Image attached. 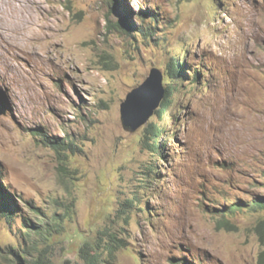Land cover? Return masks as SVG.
I'll return each mask as SVG.
<instances>
[{
  "label": "rangeland",
  "instance_id": "1",
  "mask_svg": "<svg viewBox=\"0 0 264 264\" xmlns=\"http://www.w3.org/2000/svg\"><path fill=\"white\" fill-rule=\"evenodd\" d=\"M35 9L31 33L0 11V189L14 211L0 210V264L35 244L52 264H91L86 243L92 264H264V0ZM153 68L174 103L131 132L121 104Z\"/></svg>",
  "mask_w": 264,
  "mask_h": 264
},
{
  "label": "trees",
  "instance_id": "2",
  "mask_svg": "<svg viewBox=\"0 0 264 264\" xmlns=\"http://www.w3.org/2000/svg\"><path fill=\"white\" fill-rule=\"evenodd\" d=\"M155 17L151 18V21H153ZM183 66L179 63L178 65H176L174 62L170 65V69H169V74L170 76L175 79L177 77H175L177 74H180V72L182 71ZM179 79V78H178ZM165 89V99L164 102L160 105V107L156 110L155 113L160 114V116L164 113V111H167V108L169 105H172L174 103L173 101V94H174V88L172 83H169V85L167 87L164 88ZM150 134H151V138H155L154 143H149V148L151 149L152 152H157L158 150H160V146H158L157 141L158 140V133L156 130V127L154 125V123H151V129H150ZM146 142V140H145ZM53 146L56 147V149L61 150L63 148L66 149V147H64L63 143L61 142H54ZM1 196H4V191L1 188L0 189V210L5 213L7 216H11L12 213L14 212L13 206L11 204H7L4 203L1 199ZM238 204L234 203V207L231 211L236 210ZM253 208H264V197L261 198H257L253 200ZM220 222L224 223L225 225L228 224L230 221L222 218L220 220ZM260 226H264V222L260 223ZM44 225L38 229H36L35 231L38 232L39 234H41V236H45V232H43L44 230ZM112 234V233H110ZM112 238L109 239V241L106 244V248L110 250V252L115 251L116 249H118L120 246H122L120 244V239H118V237H116V235H111ZM90 245V243H86L82 249H81V254L88 259L89 263H94L95 261L99 260L98 255L100 256L101 251L100 250H95L94 251V255H91V251H88V246ZM33 251L30 252L29 249H22L19 251V249H12V251L14 252L15 255V260L11 261V264H52L50 259L47 257L46 253L47 250L45 248H40L38 244L32 245ZM21 253V254H19ZM36 253V254H35Z\"/></svg>",
  "mask_w": 264,
  "mask_h": 264
},
{
  "label": "water",
  "instance_id": "3",
  "mask_svg": "<svg viewBox=\"0 0 264 264\" xmlns=\"http://www.w3.org/2000/svg\"><path fill=\"white\" fill-rule=\"evenodd\" d=\"M162 78L161 70L153 68L146 81L127 94L121 104V119L125 129L136 131L164 102Z\"/></svg>",
  "mask_w": 264,
  "mask_h": 264
},
{
  "label": "bare ground",
  "instance_id": "4",
  "mask_svg": "<svg viewBox=\"0 0 264 264\" xmlns=\"http://www.w3.org/2000/svg\"><path fill=\"white\" fill-rule=\"evenodd\" d=\"M35 5H36V0H0V11L3 12L4 14H10L11 13L13 16H16L17 18H18V16H17V14L14 13L13 10L19 11L21 14V26L19 28L16 26H13L11 28V31H18L21 29H25V30H29L28 32H30V30L35 29L39 25V16H38L37 11L35 9ZM5 29H6L5 24L0 20V33H2ZM32 31H34V30H32ZM36 31H37V29H36ZM25 33H26V31H25ZM26 34H28V33H26ZM28 36H30V35H28ZM13 67H15V66H13ZM15 68H17V67H15ZM9 92H11V91H9Z\"/></svg>",
  "mask_w": 264,
  "mask_h": 264
}]
</instances>
